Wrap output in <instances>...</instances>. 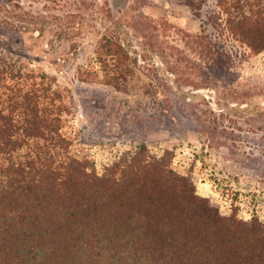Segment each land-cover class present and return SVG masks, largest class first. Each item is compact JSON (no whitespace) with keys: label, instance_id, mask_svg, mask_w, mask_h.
<instances>
[{"label":"trees","instance_id":"16d2710c","mask_svg":"<svg viewBox=\"0 0 264 264\" xmlns=\"http://www.w3.org/2000/svg\"><path fill=\"white\" fill-rule=\"evenodd\" d=\"M186 4L195 14L203 5ZM216 8L212 19L228 37L264 53V0ZM93 46L102 75L78 68V80L126 89L130 52L106 34ZM214 46L196 44L194 69L217 64ZM20 59L0 44V264H264V222L201 197L194 176L174 168L172 150L140 143L101 170L75 153L70 90ZM200 129L215 136L216 127Z\"/></svg>","mask_w":264,"mask_h":264},{"label":"rangeland","instance_id":"374dc122","mask_svg":"<svg viewBox=\"0 0 264 264\" xmlns=\"http://www.w3.org/2000/svg\"><path fill=\"white\" fill-rule=\"evenodd\" d=\"M195 1L199 15L187 0H0V44L70 90L74 152L99 170L140 143L168 148L201 197L264 222V53L250 55L212 19L217 0ZM104 34L136 60L121 91L77 78L78 68L102 75L93 42ZM209 43L217 64L194 69L196 44Z\"/></svg>","mask_w":264,"mask_h":264}]
</instances>
